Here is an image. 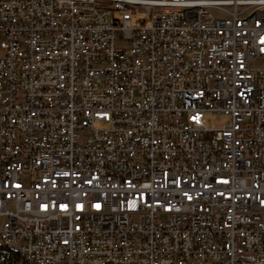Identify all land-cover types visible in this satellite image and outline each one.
Segmentation results:
<instances>
[{
	"label": "built area",
	"instance_id": "built-area-1",
	"mask_svg": "<svg viewBox=\"0 0 264 264\" xmlns=\"http://www.w3.org/2000/svg\"><path fill=\"white\" fill-rule=\"evenodd\" d=\"M0 264H264V0H0Z\"/></svg>",
	"mask_w": 264,
	"mask_h": 264
},
{
	"label": "rangeland",
	"instance_id": "rangeland-1",
	"mask_svg": "<svg viewBox=\"0 0 264 264\" xmlns=\"http://www.w3.org/2000/svg\"><path fill=\"white\" fill-rule=\"evenodd\" d=\"M140 17H143V15H140ZM132 23H134V17L132 15ZM223 116L221 115H216L214 113H205L204 114V123L206 126L213 127L214 125L220 123L223 121ZM96 128H104L105 124L103 123H95Z\"/></svg>",
	"mask_w": 264,
	"mask_h": 264
}]
</instances>
